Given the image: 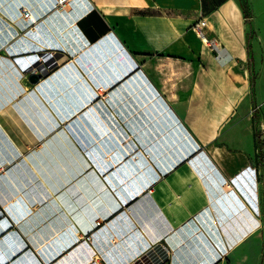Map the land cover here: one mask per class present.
<instances>
[{"label": "crops", "instance_id": "obj_1", "mask_svg": "<svg viewBox=\"0 0 264 264\" xmlns=\"http://www.w3.org/2000/svg\"><path fill=\"white\" fill-rule=\"evenodd\" d=\"M75 1L0 0V122L32 98L85 161L60 202L0 197V264H254L262 90L238 0Z\"/></svg>", "mask_w": 264, "mask_h": 264}, {"label": "rangeland", "instance_id": "obj_2", "mask_svg": "<svg viewBox=\"0 0 264 264\" xmlns=\"http://www.w3.org/2000/svg\"><path fill=\"white\" fill-rule=\"evenodd\" d=\"M238 2L250 18L246 20L249 27L247 65L250 83L254 89L262 90V96H256L252 106L253 129L257 147L260 148L256 162L261 168L262 230L258 245L253 240L249 243L251 252L255 242L257 245L254 264H264V0ZM80 8L78 14L85 10L83 6ZM15 105L3 115L12 124L0 122V197H14L25 192L32 198H38L39 202L47 198L62 199L59 191L85 168L83 157L67 135L72 132L66 126L51 123L47 113L32 98L22 99ZM25 131L31 138L27 142L20 138ZM250 261L246 264H250Z\"/></svg>", "mask_w": 264, "mask_h": 264}, {"label": "built area", "instance_id": "obj_3", "mask_svg": "<svg viewBox=\"0 0 264 264\" xmlns=\"http://www.w3.org/2000/svg\"><path fill=\"white\" fill-rule=\"evenodd\" d=\"M54 3L52 4L49 12H58L61 13L62 11H65L67 7H69L75 0H53ZM21 16L26 19L27 21H35L34 15L32 14V11H30L29 8L23 7L21 8ZM205 27V21L199 20L194 26L193 31L196 33V35L204 42L203 39L205 38V35L202 32V29ZM212 50L215 52V59L220 65H225L230 57L229 54L221 47L216 46L215 41L211 42H205ZM224 51V53H223ZM229 57V59H228ZM44 68V59L39 61L38 65H34L31 67V69L27 70L26 73L31 72H42V69ZM99 91H102V88L99 89ZM257 173H259L257 171ZM102 223V220H97L95 223V226H99ZM85 241L90 242L91 234H86L84 236Z\"/></svg>", "mask_w": 264, "mask_h": 264}, {"label": "water", "instance_id": "obj_4", "mask_svg": "<svg viewBox=\"0 0 264 264\" xmlns=\"http://www.w3.org/2000/svg\"><path fill=\"white\" fill-rule=\"evenodd\" d=\"M42 72H31L29 73L27 79L30 84H36L42 77Z\"/></svg>", "mask_w": 264, "mask_h": 264}, {"label": "trees", "instance_id": "obj_5", "mask_svg": "<svg viewBox=\"0 0 264 264\" xmlns=\"http://www.w3.org/2000/svg\"><path fill=\"white\" fill-rule=\"evenodd\" d=\"M212 8H216V4H213V5H212ZM254 139H255V142L257 143V137H256L255 134H254Z\"/></svg>", "mask_w": 264, "mask_h": 264}, {"label": "bare ground", "instance_id": "obj_6", "mask_svg": "<svg viewBox=\"0 0 264 264\" xmlns=\"http://www.w3.org/2000/svg\"><path fill=\"white\" fill-rule=\"evenodd\" d=\"M204 40V42H207V40L206 39H203ZM216 46L217 47H219V45L218 44H216ZM223 53H224V51H223ZM228 59H229V57H228Z\"/></svg>", "mask_w": 264, "mask_h": 264}]
</instances>
